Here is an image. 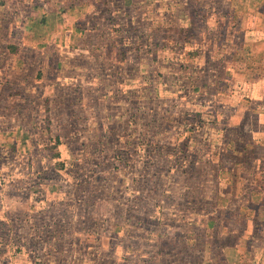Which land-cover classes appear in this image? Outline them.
I'll return each instance as SVG.
<instances>
[{
	"label": "rangeland",
	"instance_id": "obj_1",
	"mask_svg": "<svg viewBox=\"0 0 264 264\" xmlns=\"http://www.w3.org/2000/svg\"><path fill=\"white\" fill-rule=\"evenodd\" d=\"M251 196L264 0H0V264H264Z\"/></svg>",
	"mask_w": 264,
	"mask_h": 264
},
{
	"label": "crops",
	"instance_id": "obj_2",
	"mask_svg": "<svg viewBox=\"0 0 264 264\" xmlns=\"http://www.w3.org/2000/svg\"><path fill=\"white\" fill-rule=\"evenodd\" d=\"M257 183H258V184H257ZM257 183L255 182L254 185H257L258 189H260L259 182H257ZM262 185H263V184H262ZM253 197H254V196H251L252 200L254 199ZM257 200H258L257 198L254 199V201H255V203H256L257 205H259V206L264 205V197L261 196V197L259 198V202H258ZM256 201H257V202H256Z\"/></svg>",
	"mask_w": 264,
	"mask_h": 264
}]
</instances>
